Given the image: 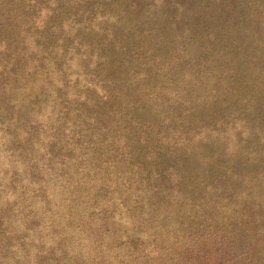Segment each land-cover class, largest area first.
I'll list each match as a JSON object with an SVG mask.
<instances>
[{"label": "rangeland", "instance_id": "obj_1", "mask_svg": "<svg viewBox=\"0 0 264 264\" xmlns=\"http://www.w3.org/2000/svg\"><path fill=\"white\" fill-rule=\"evenodd\" d=\"M0 264H264V0H0Z\"/></svg>", "mask_w": 264, "mask_h": 264}]
</instances>
